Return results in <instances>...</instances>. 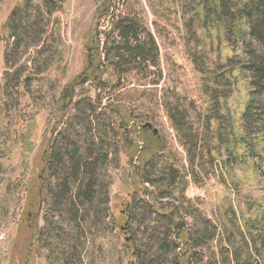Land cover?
Wrapping results in <instances>:
<instances>
[{
    "label": "rangeland",
    "instance_id": "rangeland-1",
    "mask_svg": "<svg viewBox=\"0 0 264 264\" xmlns=\"http://www.w3.org/2000/svg\"><path fill=\"white\" fill-rule=\"evenodd\" d=\"M103 1L106 2V0H0V264H45L46 252L49 255L48 264H57L61 252L70 249L63 242L70 238L69 235L74 234L76 237L72 238V241L75 240L77 243L71 248L72 258L69 264H176L174 263L176 255L177 261L180 262L179 255L184 246L177 247L171 242L174 239L177 241L176 232L166 227L167 222H164L166 218L162 216L171 214L167 212L171 205L166 200L160 202L159 199H155V189L145 181H142L141 186L145 191L133 189L132 164L139 166L137 156L143 146L142 142L138 141L141 126L149 123L156 129L159 142L163 143V152L157 158L167 157V162L172 168L176 166L181 168L179 160H182L183 166L189 167L185 148L181 146L175 131L169 126L165 108L177 107L189 125L199 128L198 124L201 121L199 116L203 114L204 104L201 100H205V96L201 94L202 98L198 90L199 75L193 67L195 63L192 59L198 54V61L200 60L202 64L201 70H204L208 62L215 58L211 53L212 48L210 45L207 46L209 42L216 43L212 41L215 33L220 37L223 54L226 50H232L233 54H229L232 56L227 58V65L238 63L240 71L247 74L248 72L244 71L247 70L245 69L247 64L260 62V58L264 59V46L260 44L257 35L250 37L246 34L239 37L248 25L242 15L245 14L244 9L247 5H252L253 8L256 0H221V8L228 11L221 29L224 34L218 35L217 31H211V27H207L201 36L195 35L198 38L195 41L178 21L179 18L191 15L192 0H162L161 5L164 7L160 17L152 14L147 0H112L109 9L102 12L99 5ZM215 2L218 1L214 0ZM234 2L236 5H233ZM105 5L107 7V3ZM114 10H121L125 15L138 18L154 36L159 56L158 67L148 68L145 65L144 71L132 70L123 74L121 80V86L143 84L140 88H145V91L130 90L137 91V96L143 90L139 97H135L130 91L120 96L111 90L113 95L109 94L106 88L99 95L97 92L101 88L96 89L92 81L83 82L79 77L71 88L69 99L66 98L67 100L60 105L61 89L67 82L82 74L88 61V54L90 53V59H96L98 54L103 53L102 49L106 45L104 33L108 30L110 15ZM221 23L222 21L220 26ZM212 26L215 27L217 24ZM242 38L244 48L239 47ZM95 40L98 43L95 45L97 53L93 50ZM12 42L14 45H11ZM16 43L17 49L13 48ZM236 47L238 50L233 51ZM12 48L16 50L10 51ZM59 53L63 57L61 66L65 64L66 67L63 78L55 66ZM103 61V58H100L101 64ZM34 70H38V75L42 78L35 83L34 80L27 79ZM223 71V65L215 70L216 74ZM107 74L103 70L100 74L101 80L108 78ZM223 77L218 75L221 81ZM27 88L30 89L29 92H26ZM98 96L101 97L100 107L95 103ZM117 100L124 104L123 111L130 114L136 124L134 120L129 122L131 131L126 138L125 149L120 150L117 146L118 142L111 127H108L103 135L106 143L101 151L98 150V144L87 147L85 152L91 154V164L85 170V175L81 176L84 187L95 184L96 189L92 197L84 201L83 197L87 193L82 188L80 201L85 207L78 211L77 216L75 209L79 207V198L75 197V205L68 207L62 204V200L56 199L54 202L49 197V194L52 196L64 194L55 189L61 176L63 161L60 154L69 153L66 149L68 146L73 147L74 135L77 143L75 146H79V153L74 160L79 162V156L84 154L85 146L81 142L84 132L89 129L87 134L89 136L91 134L90 118L94 120L95 128L102 123H109L114 127L116 122H122L121 114L113 116L103 110V106L108 102ZM92 106L96 110L94 115ZM31 115L34 116L37 125L32 138L35 148L28 156L26 167L22 169L21 154L26 148L22 145L18 147V142L14 139L19 134V128L28 124ZM136 141L139 145L137 153L130 160V153L136 150L135 145L133 146ZM45 150L47 156H57V169H53V172L37 181L43 166L39 154ZM137 177L142 180L141 173H138ZM206 181L203 186L190 183L185 195L189 198L200 197L208 200L207 192L214 196L223 191L217 181ZM29 184L41 186L46 192L40 209L33 214L35 217L33 237L24 225L27 222L30 224L31 221L23 214ZM106 190L111 192V197L108 195V201L103 208L101 198ZM139 199L149 205L154 201L159 208L149 207L147 204L139 205L141 204ZM126 202H132V205H123ZM205 208L209 214L210 207ZM123 209L129 212L127 221L129 233L116 237L119 228L110 231L108 218L103 217V223L99 220L105 214L117 215L118 211ZM175 213L173 223L176 226L184 218V214L183 211H178V208L175 209ZM72 219H75L74 225L70 222ZM184 221L187 224L190 222L188 218ZM123 224L124 222L120 225ZM102 233L109 234V238L100 241ZM124 236H132L130 242L132 247L127 245ZM210 245L211 247L208 245L196 247L192 258L194 264H207L209 253L216 252L214 244ZM139 246H142L140 262L131 255L132 248L135 252ZM79 249H82L80 260Z\"/></svg>",
    "mask_w": 264,
    "mask_h": 264
},
{
    "label": "trees",
    "instance_id": "trees-1",
    "mask_svg": "<svg viewBox=\"0 0 264 264\" xmlns=\"http://www.w3.org/2000/svg\"><path fill=\"white\" fill-rule=\"evenodd\" d=\"M215 1L218 2L214 3V0H192L191 15L178 19L181 27L186 28L189 36L194 37L193 41L198 39L195 35L201 36L207 27H211V31H217L218 35L224 34L221 29L228 11L221 8V0ZM111 2L112 0L103 1L99 5L102 7L101 11H107L112 5ZM147 2L152 14L155 17H160V12L164 7L161 5L162 0H147ZM233 5H236V3L234 2ZM244 12L245 14L242 15H244L245 20H243L248 25L245 26L242 35L240 33L239 37L241 38L246 34L250 37L257 35L260 44L264 46V0H256L253 8L252 5H247ZM220 21H222L221 26ZM215 23L217 26L213 27L212 24ZM225 29L227 30V27ZM199 30H202L201 33H198ZM104 35L106 45L102 49L103 53L98 54L96 59H90V53L88 54V61L82 74L67 82L66 86L61 89L60 105L64 100H67L66 98L69 99L71 88L79 80V77L82 78L83 82L92 81L96 89L101 88L97 92L99 95L106 88L109 92L111 90L120 96L130 90L144 89L145 91V88H140L143 84L141 86H121V80L123 74L132 70L142 72L146 66L148 68L151 66L158 67L159 56L153 34L144 27L138 18L135 19V17H130L128 14L125 15L121 10H114L110 15L108 30ZM219 39L220 37L215 33L212 41L214 40L216 43L211 44L209 42L207 44L212 48L211 53L215 58L208 62L204 70H201L202 64L199 62L200 60L198 61V54L192 59L195 63L193 67L199 75L200 85L198 90H200V95L205 96V100H201L204 104L203 114L199 116L201 117L198 124L199 128L189 125L185 121V116L179 112L177 107L165 108V116L168 119L169 126L175 131L181 146L185 148L189 167L183 166L182 160H179L180 165L182 164L181 168L178 166L172 168V165L167 162L166 156H164L166 157L164 159L162 157H160L161 159L157 158L163 152V143L159 142L158 134L153 132V127L141 126L138 141L142 142L143 146L139 156H137L139 166L136 167L132 164V176L134 178L132 185L135 191H145V188H141L142 181L147 182L156 191L155 199H159L160 202L166 200L171 205L168 207L170 209L167 210L171 214L169 216L163 214L162 216L166 218V221H164L167 222L166 227H169L170 231L174 229V232H176L175 238L177 241L174 239V242H171L177 247L179 245L184 246L182 247V253L179 255L180 262L177 261L178 256L176 255L174 263L194 264L192 258L196 247H206L207 245L211 247L210 244L213 243L216 252L209 253L210 257L207 258V264H264V62L261 61L264 59L260 58V62L247 64V68H245L247 70L244 71L248 73H243L240 71V64L227 65V58L232 56L229 55L232 50H226L223 54L224 50ZM96 43L95 40L93 50L97 53ZM17 46L16 43L13 48ZM242 46L244 48V38L240 40L239 47ZM7 49H9L8 46ZM235 50H238V47L233 49V51ZM15 55L17 54L15 53ZM100 58H103V64H101ZM62 62L63 57L59 53L55 66L60 70L61 78L64 77L66 72L65 64L61 66ZM221 65H223L224 71L216 74V68ZM103 70L108 73L107 76L109 77L101 80L100 74ZM38 74V70H34L30 72L27 79L29 81L32 79L35 83L42 79ZM218 75L225 78L223 77L221 81L218 79ZM29 90L27 88L26 92H29ZM130 92L135 97H139L142 95L143 90L138 96L137 91ZM109 94L113 95L111 92ZM201 97L203 98L202 95ZM95 103L99 107L102 105L100 96L95 99ZM123 109L124 104L119 100L108 102L103 106V110L113 116L121 114L123 121L116 122L114 127L109 123H102L95 128L94 120L89 119V126L92 128L90 129L91 134L90 136L87 134L89 129L84 132V138L81 141L82 145L85 146L84 154L79 156V162L74 160V157L79 153V146H75L77 143L74 135L73 141L75 143L73 147L68 146L66 149L69 153L60 154L63 162L60 182L57 183L55 189L57 188L60 193L64 192V194L55 196L49 194V197L54 202L56 199L62 200V204L68 207L75 205V197L79 198V207L75 209V215L77 216L78 211L80 212L85 207L84 203L80 201L82 188L87 193L83 197L84 201L92 197L96 189L95 184L93 186L89 184L87 188L84 187V180L81 175H85V170L91 164L90 160L92 159L91 154L85 151L88 146L96 144H98V150L101 151L106 143L103 135H105L108 127L113 130L120 150L126 148V138L131 131L129 122L134 119L130 114H126ZM95 111V107L92 106V115L95 114ZM134 123L136 124L135 120ZM36 129L34 116L31 115L28 124L26 123L19 128V134L14 139L18 142V147L22 145L26 148V151L21 154V157H23L20 162L22 169L26 167L28 156L35 148L32 138ZM138 141L133 144L136 150L133 149L134 152L130 153V160L136 156L139 146ZM46 152L45 150L39 154L43 166L40 169L37 181L41 180L42 176L49 174L51 171L53 172V169H57V156H47ZM103 154L105 157L107 156L106 151ZM138 173H141V181L137 177ZM206 180L208 182L217 181L223 191L220 194L211 196L206 190L208 200L200 197L189 198L185 195L186 188L190 183L203 186L206 184ZM125 183L127 184V181ZM108 195L111 197L109 190L102 194L101 206L103 208L108 201ZM44 197H46V192L41 186L29 184L23 214L26 219L29 218L28 220L31 221L30 224L27 222L24 225L31 232L32 237L35 234V217H33V214L40 209ZM151 198L153 199V197ZM139 203H141L139 205L147 204L141 199H139ZM123 205L129 206L132 205V202H126ZM147 205L156 209L159 208L154 201L151 202V205ZM164 207L166 208L167 205ZM205 207H210L209 214L206 212ZM177 208L178 211H183L184 218L175 226L173 217L176 215L175 209ZM118 212L117 215L109 214L108 216L105 214L99 220L100 223H103V217L108 218L110 231L119 228L116 237L125 235L128 232L129 212L126 209ZM185 218L190 220L189 224L184 221ZM70 222L74 225L75 219L70 220ZM122 222L124 224L120 225ZM69 236L70 238L65 239L63 243L70 249L61 252L57 264H69L72 258L71 248H74L77 242L72 241V238L76 237L75 234ZM131 237L124 236V240L127 241L129 247L133 246L130 243ZM108 238L109 234L102 233L99 240L105 241ZM133 250L132 248V257L139 259L140 262L142 246H139L135 252ZM81 251L82 249H79V260ZM48 257L49 255L46 252L45 264H48Z\"/></svg>",
    "mask_w": 264,
    "mask_h": 264
},
{
    "label": "water",
    "instance_id": "water-1",
    "mask_svg": "<svg viewBox=\"0 0 264 264\" xmlns=\"http://www.w3.org/2000/svg\"><path fill=\"white\" fill-rule=\"evenodd\" d=\"M143 127H149V128H151L152 126H151V124L146 123V124L143 125ZM153 132L156 133V129H153Z\"/></svg>",
    "mask_w": 264,
    "mask_h": 264
}]
</instances>
